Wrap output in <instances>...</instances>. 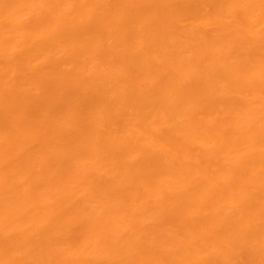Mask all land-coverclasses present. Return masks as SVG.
Returning a JSON list of instances; mask_svg holds the SVG:
<instances>
[{
  "label": "bare ground",
  "instance_id": "6f19581e",
  "mask_svg": "<svg viewBox=\"0 0 264 264\" xmlns=\"http://www.w3.org/2000/svg\"><path fill=\"white\" fill-rule=\"evenodd\" d=\"M0 264H264V0H0Z\"/></svg>",
  "mask_w": 264,
  "mask_h": 264
}]
</instances>
